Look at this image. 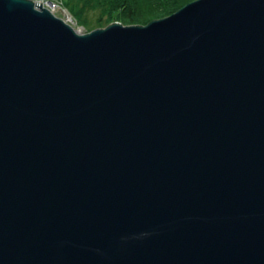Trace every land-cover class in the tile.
<instances>
[{
  "label": "water",
  "instance_id": "obj_1",
  "mask_svg": "<svg viewBox=\"0 0 264 264\" xmlns=\"http://www.w3.org/2000/svg\"><path fill=\"white\" fill-rule=\"evenodd\" d=\"M0 264H264V0H0Z\"/></svg>",
  "mask_w": 264,
  "mask_h": 264
},
{
  "label": "trees",
  "instance_id": "obj_2",
  "mask_svg": "<svg viewBox=\"0 0 264 264\" xmlns=\"http://www.w3.org/2000/svg\"><path fill=\"white\" fill-rule=\"evenodd\" d=\"M193 0H60L84 32L110 23L145 25L166 17Z\"/></svg>",
  "mask_w": 264,
  "mask_h": 264
},
{
  "label": "rangeland",
  "instance_id": "obj_3",
  "mask_svg": "<svg viewBox=\"0 0 264 264\" xmlns=\"http://www.w3.org/2000/svg\"><path fill=\"white\" fill-rule=\"evenodd\" d=\"M44 1L56 2L55 0H39V2H44ZM61 7H62V4H61ZM52 12L57 17L62 18L65 22L70 24V26H72V28H74L77 32L84 33L83 27L78 26L77 22L72 18V16L69 14V12L67 10H65L64 8H55V10Z\"/></svg>",
  "mask_w": 264,
  "mask_h": 264
},
{
  "label": "built area",
  "instance_id": "obj_4",
  "mask_svg": "<svg viewBox=\"0 0 264 264\" xmlns=\"http://www.w3.org/2000/svg\"><path fill=\"white\" fill-rule=\"evenodd\" d=\"M55 1L56 2L44 1V2H41V3H42L43 6L48 8L51 12L54 11L55 8H63V7H61V2L59 0H55Z\"/></svg>",
  "mask_w": 264,
  "mask_h": 264
},
{
  "label": "bare ground",
  "instance_id": "obj_5",
  "mask_svg": "<svg viewBox=\"0 0 264 264\" xmlns=\"http://www.w3.org/2000/svg\"><path fill=\"white\" fill-rule=\"evenodd\" d=\"M45 7V6H44Z\"/></svg>",
  "mask_w": 264,
  "mask_h": 264
}]
</instances>
